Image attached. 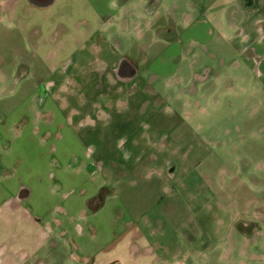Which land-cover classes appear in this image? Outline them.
<instances>
[{
	"label": "crops",
	"instance_id": "crops-1",
	"mask_svg": "<svg viewBox=\"0 0 264 264\" xmlns=\"http://www.w3.org/2000/svg\"><path fill=\"white\" fill-rule=\"evenodd\" d=\"M164 1L93 0L98 28L83 33L88 46L71 73L79 80L50 83L20 111V131L3 127L0 264H157L146 232L190 227L180 188L191 179L193 197L202 195L194 182L205 160L192 150L180 175L165 141L214 129L223 134L215 146H264V0H171L176 11L159 22ZM175 78L191 87L176 95L179 107L163 92ZM11 138L20 152L6 146ZM30 139L38 146H21ZM227 158L213 160L233 182ZM256 210L235 228L260 231L264 245V209ZM200 227L213 237L211 225ZM212 240L196 264L215 251Z\"/></svg>",
	"mask_w": 264,
	"mask_h": 264
},
{
	"label": "rangeland",
	"instance_id": "rangeland-1",
	"mask_svg": "<svg viewBox=\"0 0 264 264\" xmlns=\"http://www.w3.org/2000/svg\"><path fill=\"white\" fill-rule=\"evenodd\" d=\"M45 1L51 4L43 8L34 0H20L17 11L16 6H10L15 2L18 4V0H0V134L3 127L17 128L15 133L20 131V111L38 104L37 95L48 92L50 83L57 89L65 82L70 84V78L71 82L79 80L71 73H75L77 63L82 59V46H88L83 33L88 26L94 30L98 28L93 0ZM170 1L165 0L160 8L159 22H164L165 17L169 18L176 11ZM9 8L12 15L6 14ZM85 19H88L87 23ZM177 79L172 80L165 91L162 90L174 107H179L175 102L176 95L187 94L191 88L186 79L181 85H176ZM190 102V109H193V99ZM200 121L207 123L208 119L201 118ZM188 122H193V119L188 118ZM210 130L199 134L191 132L188 139L178 143L172 139L165 141L171 150L169 159L180 163V175L190 167L192 150L203 149L197 154L206 160L199 169L201 180L194 182L199 185L202 195L193 197L189 188L193 180L181 184L184 205L193 212L192 218L185 215L184 222L190 227L177 231L168 224L162 225L160 234L147 231L146 252L153 253V257L158 259L157 264H196L193 255L198 251L207 253L208 242L213 239L212 244L218 245L208 255L205 264H264V245L256 239L260 231L245 235L235 228L238 223L246 224L251 220L256 209H264V191L259 181L264 177V146H215V138L223 139V134L213 135L215 130ZM12 140L6 146H18L20 152V138L18 142ZM38 143L30 139L21 146H38ZM35 150H31V156ZM29 151L24 147L23 155ZM216 154L223 161L225 156L229 157L225 161H232L230 170L238 172L233 182L228 180L231 174L228 167L217 165L219 162L213 160ZM173 206L180 208V201L177 200ZM174 221L177 222L175 217ZM203 225L212 226L210 233L213 237L208 239L206 232L201 230ZM41 264L53 263L47 260Z\"/></svg>",
	"mask_w": 264,
	"mask_h": 264
},
{
	"label": "flooded vegetation",
	"instance_id": "flooded-vegetation-1",
	"mask_svg": "<svg viewBox=\"0 0 264 264\" xmlns=\"http://www.w3.org/2000/svg\"><path fill=\"white\" fill-rule=\"evenodd\" d=\"M34 1L39 7H43V8H46L47 6H49L51 4L50 2L46 3L45 0H34ZM19 2H20V0H18V4L15 2V4H13V6H10V7L16 6L17 7V11H18V8L20 7ZM6 14L12 15V14H10V8H9V10H8V12ZM0 18H1V14H0Z\"/></svg>",
	"mask_w": 264,
	"mask_h": 264
}]
</instances>
